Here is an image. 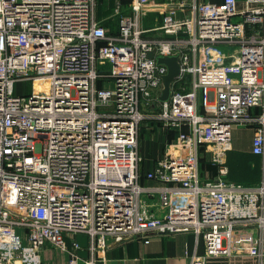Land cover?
Wrapping results in <instances>:
<instances>
[{
	"label": "built area",
	"instance_id": "2783aa9c",
	"mask_svg": "<svg viewBox=\"0 0 264 264\" xmlns=\"http://www.w3.org/2000/svg\"><path fill=\"white\" fill-rule=\"evenodd\" d=\"M239 1L195 0L183 17L171 9L159 27L167 37L148 40L139 20L152 0H134L132 15L119 3L117 35L96 19V0H0V264H43L65 234L105 250L194 232L205 253L190 264L230 256L238 227L262 240L264 170L245 185L225 164L234 126L255 125L253 152L264 156V115L251 114L264 101V0ZM151 51L179 55L176 82L190 75L192 89L159 101L168 70ZM26 82L31 92L19 93ZM148 121L175 140L143 172ZM205 152L216 178L201 176ZM249 254L264 264L260 244Z\"/></svg>",
	"mask_w": 264,
	"mask_h": 264
},
{
	"label": "crops",
	"instance_id": "0c3cea01",
	"mask_svg": "<svg viewBox=\"0 0 264 264\" xmlns=\"http://www.w3.org/2000/svg\"><path fill=\"white\" fill-rule=\"evenodd\" d=\"M212 4H220L223 0H200ZM134 0H96L95 17L109 34L117 35L120 30V15L116 12L121 3L122 11L132 15L131 6ZM184 3L182 8L180 3ZM195 0H152L151 4L143 8L140 24L147 30L144 37L156 40L167 37L159 29L164 15L171 9H178V16L183 17L191 12ZM243 0L239 1V8L243 9ZM264 82V75H262ZM186 92L192 89V77L186 76L173 86ZM253 116L264 115V101L259 107L251 110ZM156 121H148L140 133V154L143 158L142 171L152 169L154 162L161 158L168 143L175 140V133L158 127ZM256 126H234L230 134V142L225 158L228 168L227 178L233 182L255 185L260 182L264 170V156L253 152V141ZM148 133H150L148 135ZM160 136V142L155 141ZM145 138L150 141L142 142ZM146 140V139H145ZM201 164L203 179H213L219 174V168L210 161V155L205 152ZM146 185L156 186V182ZM21 233L24 232L21 231ZM66 247L48 244L42 251L43 264H71L73 255H77V264L93 261L95 264H190L191 257L205 253V243L201 236L194 232H184L174 235H152L150 243L141 239H128L122 242H110L105 250L97 249L96 242L84 233L65 234ZM260 244L264 249V233L260 236L247 227H238L233 236V250L230 256L210 258L207 264H258V260L249 254L250 248Z\"/></svg>",
	"mask_w": 264,
	"mask_h": 264
},
{
	"label": "water",
	"instance_id": "95a60500",
	"mask_svg": "<svg viewBox=\"0 0 264 264\" xmlns=\"http://www.w3.org/2000/svg\"><path fill=\"white\" fill-rule=\"evenodd\" d=\"M148 57L155 59L159 65L167 67V74L163 77V90L159 101H169L174 83L181 75V62L179 55H156L154 51L149 52Z\"/></svg>",
	"mask_w": 264,
	"mask_h": 264
},
{
	"label": "rangeland",
	"instance_id": "374dc122",
	"mask_svg": "<svg viewBox=\"0 0 264 264\" xmlns=\"http://www.w3.org/2000/svg\"><path fill=\"white\" fill-rule=\"evenodd\" d=\"M18 92L19 93H26L27 92V94L30 93L31 92V84L29 82L28 83L27 82L26 83H19L18 84ZM149 134L150 133H148V135ZM145 139L142 142H146V141L148 142V141H150L151 138H145ZM155 141H159L160 142V136H158V139H155Z\"/></svg>",
	"mask_w": 264,
	"mask_h": 264
},
{
	"label": "bare ground",
	"instance_id": "6f19581e",
	"mask_svg": "<svg viewBox=\"0 0 264 264\" xmlns=\"http://www.w3.org/2000/svg\"><path fill=\"white\" fill-rule=\"evenodd\" d=\"M36 88L37 89H40V85L38 83L36 84Z\"/></svg>",
	"mask_w": 264,
	"mask_h": 264
},
{
	"label": "trees",
	"instance_id": "16d2710c",
	"mask_svg": "<svg viewBox=\"0 0 264 264\" xmlns=\"http://www.w3.org/2000/svg\"><path fill=\"white\" fill-rule=\"evenodd\" d=\"M100 86H101V82H100Z\"/></svg>",
	"mask_w": 264,
	"mask_h": 264
}]
</instances>
